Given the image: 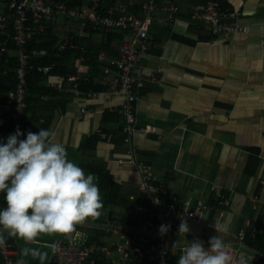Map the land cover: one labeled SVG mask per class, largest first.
I'll use <instances>...</instances> for the list:
<instances>
[{
    "label": "crops",
    "instance_id": "obj_1",
    "mask_svg": "<svg viewBox=\"0 0 264 264\" xmlns=\"http://www.w3.org/2000/svg\"><path fill=\"white\" fill-rule=\"evenodd\" d=\"M175 1L181 7L179 21L169 23L161 10L149 31L153 44L135 65V74L143 84L137 104L138 131L133 139L135 158L153 167L164 189L163 202L176 199L180 204L204 202L213 206L219 201L229 202L226 210L217 205V214L211 217L221 225L227 224V232L205 235L209 216L203 224L187 221L190 231L182 243L199 239L208 244L216 235L237 247L239 231L244 230L247 237L254 227L259 230L257 234L264 232V0H222L225 9L240 14L239 24L249 30L221 37L210 34L205 23L193 22V12L205 7L206 0ZM136 4L139 0H131L130 7ZM58 20L53 31L59 40L73 28L79 38L91 39L101 47V38H91L85 23ZM131 39L127 32L124 42ZM82 48L79 45L73 49L83 52ZM116 48L111 51L115 56ZM73 64L83 80L95 76L96 90L89 91L99 95L89 99V91L78 93L70 89V81L63 84L62 78L51 77L46 85L61 84L54 90L63 96L46 130L64 145L69 160L78 166L83 161L100 164L110 175L107 188L96 181L103 203L100 217L76 226V232L88 234L84 239L100 240L109 229L124 224L122 219L132 217L134 203L142 196L141 173L137 167L121 162L132 155L121 133L122 97L114 96L109 89L115 69L100 66L92 71L84 56L75 58ZM105 67L110 68L108 74ZM84 107L87 113L75 119ZM31 116L25 120V136L28 131L43 129L42 124H33L35 117ZM148 127L153 130L143 133ZM102 134H112V141L104 140ZM92 137L98 139L85 149ZM95 172L102 173L100 169ZM3 196L1 193L0 205ZM105 209L110 210L108 216L103 214ZM75 233L71 238L41 236L33 244L14 238L17 257L26 264H40L31 256L21 257V249L39 248L50 257L51 245L58 237L68 243ZM244 246L254 254L255 264L260 255L247 243Z\"/></svg>",
    "mask_w": 264,
    "mask_h": 264
},
{
    "label": "built area",
    "instance_id": "obj_2",
    "mask_svg": "<svg viewBox=\"0 0 264 264\" xmlns=\"http://www.w3.org/2000/svg\"><path fill=\"white\" fill-rule=\"evenodd\" d=\"M89 7L84 9L67 8L63 3L54 7L45 5L42 0H5L0 2V32H6L12 28V40L19 57L17 68V84L8 94L5 108L6 112L0 115V121L11 127L13 134L17 126L25 134L26 123L24 113L28 107L27 97L29 92L28 70L33 68L32 52L28 48L33 34H41L48 28L49 22L57 17H66L86 21L91 25L93 31L111 33L114 30L127 31L131 34V40L123 42L118 59L113 60L111 65L116 71V77L110 85V93L121 96V115L124 119L122 133L123 142L131 147V158L121 160L133 167H137L141 173L139 190L142 194L140 200L134 203L132 209V222H127L108 230V234L118 238L117 242L99 241L87 247L69 245L58 237L51 245V253L46 264H97L98 257H104L110 264H176L182 250L190 243H182L186 234L178 232L181 220L191 223L203 224V221L213 214H217V205L226 210L230 204L227 201H219L215 206L197 202L180 204L176 199L168 202L162 201L164 189L159 177L155 174L153 167L135 158L133 139L138 131L137 128V104L140 101V92L143 88L142 81L135 74V65L140 55L146 54L153 44L149 34L151 25L157 18L158 13L164 10L167 21L175 24L179 21L181 7L175 0H139L141 5V16L128 14V5L131 0H115L108 7H102V0H89ZM128 2V4H127ZM6 13L14 15L10 21ZM240 14L223 9L221 0H207L206 6L193 12L192 19L195 23H205L210 34L221 37L236 34L240 31L248 32V27L239 24ZM30 17V21L28 18ZM73 39L66 38L58 44L62 50ZM6 42L0 44V49L5 51ZM74 46V45H73ZM72 47V46H71ZM45 54L46 51H40ZM106 59L104 54L99 55V60ZM49 69V67H46ZM109 67L104 68L108 74ZM72 90L78 91L81 87L83 76L76 74L70 77ZM61 88L62 85H54ZM98 93L89 91L87 97L94 99ZM87 113L84 107L77 113L75 119H82ZM153 129L145 128L143 133L151 132ZM25 135L19 137L23 139ZM104 140L112 141V134H103ZM7 139V138H6ZM6 139L3 142H6ZM215 191V188L212 189ZM1 194V193H0ZM223 216V213H220ZM170 225L165 235H160V225ZM207 236L216 231L217 220L205 223ZM259 230L254 227L253 235ZM238 246L231 247V254L238 260L241 257V247L246 241L247 235L244 230L238 233ZM205 248L209 245L204 244ZM17 245L13 237H8L6 243L0 246V264H18ZM247 260V259H246ZM26 264V263H25ZM247 264H252L247 260Z\"/></svg>",
    "mask_w": 264,
    "mask_h": 264
},
{
    "label": "clouds",
    "instance_id": "obj_3",
    "mask_svg": "<svg viewBox=\"0 0 264 264\" xmlns=\"http://www.w3.org/2000/svg\"><path fill=\"white\" fill-rule=\"evenodd\" d=\"M17 126L6 142H0V193H4L6 207L0 210V246L8 237L21 239L25 244L37 242L41 236L61 235L71 238L77 225L96 220L103 208L101 193L94 174H85L68 159L64 145L56 142L46 129L28 131L24 139ZM170 225H160L165 235ZM229 226L218 225L217 232H227ZM190 231L181 220L178 232ZM205 248L204 242L194 239L182 250L176 264H247L229 251L231 245L213 236ZM31 256L40 264L49 260L47 251L23 247L21 257ZM18 264H25L24 259Z\"/></svg>",
    "mask_w": 264,
    "mask_h": 264
},
{
    "label": "trees",
    "instance_id": "obj_4",
    "mask_svg": "<svg viewBox=\"0 0 264 264\" xmlns=\"http://www.w3.org/2000/svg\"><path fill=\"white\" fill-rule=\"evenodd\" d=\"M5 0H0V2ZM45 5L54 7L58 3H63L67 8H77L84 9L89 7V0H42ZM115 0H102V7L108 8L110 7ZM134 1V0H133ZM207 2V0H206ZM222 3V0H221ZM128 4V2H127ZM224 5H222L223 7ZM223 9H225L223 7ZM136 10V11H135ZM128 14L141 16V5H134V7H130L128 5V10H126ZM9 16L10 21H13L14 15L10 13H6ZM63 17V16H61ZM59 17L55 18L54 21L49 22L48 28L44 30L43 33L38 34L35 32L33 34V39L30 41L28 48L32 52V63L33 68L28 70V85L29 92L27 97L28 107L24 113V120L28 118V115L31 113V120L33 124H42L43 129H48L49 125L52 122V117L54 114V110L58 107V103L60 102V98H62L63 94H60L59 91L54 90V87H48L46 85L47 81L51 77H60L63 80V84L69 82L70 89L72 87V81L70 77L76 75V68L74 67L73 60L78 58L79 56H84L86 58L87 63L90 65L92 71H96L100 66H111L113 60L118 59L120 54L121 46L124 42V37L127 31L122 30H114L111 33H104L102 31H93L91 25L83 20L77 19H69L68 21H77L85 23L86 28L90 31V36L92 37H100L101 38V47L99 48L96 42L91 41V39H81L78 35L75 34V30L71 28L68 33L62 37L60 40L58 35L53 31V24ZM30 17L28 21H30ZM12 28L10 27L6 32H0V44L6 42V49L2 51L0 49V110L2 108L5 109L6 112V102L8 98V94L15 88L17 84V68L19 65V57L17 54V50L15 48L14 42L12 40ZM72 36L73 39L66 46V48L60 50L58 49V44L65 40L66 38ZM89 42V43H86ZM74 45V46H73ZM82 45L83 48L81 51H76L73 49L75 46ZM72 46V47H71ZM118 46L119 50H118ZM116 48V56L111 52L112 49ZM85 48V49H84ZM44 49L46 51L45 54H42L40 51ZM84 49V50H83ZM85 52V53H84ZM104 54L106 59L100 61L99 55ZM49 67V69H46ZM93 78L85 77V80H82L81 87L78 88V93L85 92L87 93L90 89L93 91L96 90V86L93 83ZM59 89V88H57ZM47 98L49 100H45L43 98ZM57 101H54L56 100ZM3 112L0 113V115ZM11 133V127L3 124L0 121V142H3ZM122 133V132H121ZM103 135V134H102ZM123 139L124 135L122 134ZM100 138V137H99ZM98 138L92 137L88 139L87 143L84 145L85 149H88V146H91L92 141H96ZM85 174H94L98 179V183L103 188H107V184H110V175L107 171L104 170L102 165L94 164L93 162L83 161L80 166ZM103 168V169H102ZM96 169H100L102 173L95 172ZM110 189L115 190L110 187ZM113 197L110 196L109 200L112 201ZM126 202V201H125ZM133 206V205H131ZM6 207V202L3 200L0 205V210ZM214 215V214H213ZM132 217H126L122 219L123 223L132 222ZM252 233V232H251ZM248 234L247 245L257 252L260 257L255 264H264V232L262 234ZM97 237H90L87 239L83 246L79 247H87L91 244L97 243L100 240H97ZM15 242V240H14ZM18 249V248H17ZM247 259V258H246ZM48 261V260H47ZM97 264H110L104 257H98Z\"/></svg>",
    "mask_w": 264,
    "mask_h": 264
},
{
    "label": "rangeland",
    "instance_id": "obj_5",
    "mask_svg": "<svg viewBox=\"0 0 264 264\" xmlns=\"http://www.w3.org/2000/svg\"><path fill=\"white\" fill-rule=\"evenodd\" d=\"M60 22H63L65 21L66 18L64 17H59L58 18ZM109 209H105L103 211V214L105 216H108V213H109ZM108 226H110V223L108 224ZM85 233V232H84ZM86 235H88L87 233H85ZM85 234L81 233V232H76L75 233V238L74 239H71L72 241L71 242H68L69 245H75V246H83L84 244V241L87 240V239H84L85 238ZM101 241H112V242H117L118 241V238L117 237H114V236H111V235H106L105 237H103L102 239H100ZM243 247V246H242ZM242 254L241 256H244L245 258H247V260H249V262L251 263H254V254L253 253H250V250L247 249V247H243L242 248Z\"/></svg>",
    "mask_w": 264,
    "mask_h": 264
}]
</instances>
